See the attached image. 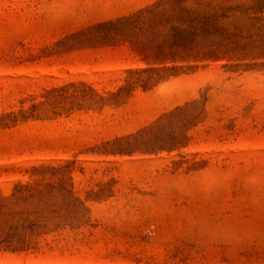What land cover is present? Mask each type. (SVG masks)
<instances>
[{"label": "rangeland", "instance_id": "obj_1", "mask_svg": "<svg viewBox=\"0 0 264 264\" xmlns=\"http://www.w3.org/2000/svg\"><path fill=\"white\" fill-rule=\"evenodd\" d=\"M0 264H264V0H0Z\"/></svg>", "mask_w": 264, "mask_h": 264}]
</instances>
